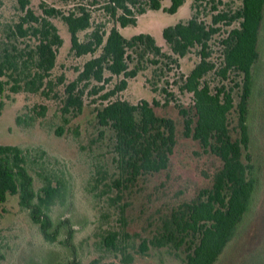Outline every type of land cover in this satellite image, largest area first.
Wrapping results in <instances>:
<instances>
[{
  "label": "rangeland",
  "instance_id": "rangeland-1",
  "mask_svg": "<svg viewBox=\"0 0 264 264\" xmlns=\"http://www.w3.org/2000/svg\"><path fill=\"white\" fill-rule=\"evenodd\" d=\"M28 1L27 9L37 16H44L42 2L65 13L84 7L91 14L92 27L79 34L82 40L96 28L108 32L113 26L111 17L102 10L105 0ZM193 1L186 0L175 14L163 10L147 11L137 16L136 25L120 28L128 39L150 34L173 60L155 59L149 54L141 57L130 52V69L138 64L140 71L135 78L128 79L127 89L117 98L135 105L148 101L159 117L175 122L177 140L167 170L142 175L121 190L112 185L117 178L114 134L110 129L99 127L96 119L97 110L108 102L103 96L115 86L118 78L113 77L105 83V89L99 93H94L93 87L102 84L95 81L80 84L78 91H84L82 109H67L66 86L77 78L86 62L100 54V50L95 55L84 56L70 52L66 24L61 18H50L64 40L52 71L50 96L25 92L11 94L0 114V145H15L25 151L37 190L45 176L66 186V196L53 207L52 216L56 223L65 221L75 230L73 248L69 250L59 241L46 242L28 212L19 207L18 197L9 196L6 203L0 202V264H70L72 259L81 264H185L184 248H156L149 241L158 235L173 213L212 187L214 175L223 165L217 156L203 150L198 141L185 134V118L181 114V110H186L194 117L193 95L181 91L180 87L183 79L200 62V48L195 47L185 57H179L163 39L166 27L187 22L192 17ZM141 4L144 6L143 1ZM163 4L165 8L170 6L169 1ZM241 5L240 0H207L199 4V19L211 25L212 16L216 14L213 6L219 11L235 12ZM133 11L137 14V8ZM23 15L19 0H0V43L4 41L19 50L37 43L33 37H8L11 28ZM232 27L218 25L219 33L209 42V60L215 69L206 75L204 82L212 89L225 86L232 92L237 105L242 93V75L232 70L227 78H223L218 73L224 66L221 41ZM259 52L249 107L251 143L246 153L251 154L257 168L260 186L254 208L216 264H264V29ZM154 59L160 63L152 64ZM109 76L106 73V77ZM60 77H63L62 83L58 81ZM43 106L46 108L44 114ZM18 116L22 118L21 124L16 122ZM229 126L233 138L237 139V108L229 115ZM108 232L122 234L120 249L116 252L103 247L102 238ZM65 238L66 233H62L59 240L62 242ZM144 240L149 246L146 253L140 247ZM128 256L132 261L125 263Z\"/></svg>",
  "mask_w": 264,
  "mask_h": 264
},
{
  "label": "trees",
  "instance_id": "trees-1",
  "mask_svg": "<svg viewBox=\"0 0 264 264\" xmlns=\"http://www.w3.org/2000/svg\"><path fill=\"white\" fill-rule=\"evenodd\" d=\"M141 1L144 6H141ZM165 1L170 2L167 8L163 4ZM204 1L207 0L193 1V14L187 22L163 30L164 41L179 57H185L195 47L200 48V62L183 79L180 87L181 91L193 95L194 117L186 110H181V114L185 118V134L193 137L203 150L217 156L223 164L214 175L212 187L203 190L197 200L184 204L180 211L173 213L158 235L149 241L156 248H184L185 264L218 262L254 208L260 186L259 173L251 154L246 151L251 143L249 107L254 93L255 68L260 57L259 42L264 29V0H240L242 5L235 12L219 11L213 6L216 14L212 16L211 25L199 19V4ZM19 2L24 15L11 28L8 37H33L37 43L27 46L26 50L10 47L4 41L0 43V114L11 94L25 92L50 96L52 71L56 66L58 50L64 44L50 18H61L70 36V52L84 56L95 55L100 50V54L86 62L77 78L66 86V108L82 109L84 91H78L80 84L87 85L91 81L102 84L98 88L93 87L94 93H99L105 89V83L113 77L118 78L115 86L103 96L107 104L96 114L99 127L110 129L114 134L117 178L112 181L113 187L121 190L142 175L167 170L177 143L175 122L159 117L146 100L135 105L117 97L127 89L128 79L135 78L140 71L138 64L130 69V52L141 57L149 54L155 59H173L163 52L150 34L128 39L122 35L120 28L136 25L137 16L147 11L163 10L175 14L186 0H105L102 10L111 17L113 26L108 32L96 28L87 34L85 40L79 34L91 29L92 17L84 7L65 13L42 2L44 16H37L27 9L28 0ZM136 8L137 14L133 11ZM220 24L233 26L221 41L224 66L218 73L223 78H227L232 70L242 75V93L237 105L232 92L225 86L212 89L204 82L206 75L215 69L209 60V42L219 33ZM235 24L237 26L234 27ZM155 59L151 63L159 64V60ZM106 73L110 75L108 78ZM120 77L123 78L119 80ZM58 81L62 83L63 77ZM113 98L117 99L111 100ZM235 108L239 113L237 139L233 138L229 126V115ZM42 109L44 114L46 108L43 106ZM16 122L21 124L22 118L18 116ZM9 196L18 197L19 207L28 212L46 242L59 241L65 248H73L75 230L65 221L56 223L52 216L53 207L66 196V186L45 176L37 190L25 151L15 145H0V202L6 203ZM119 198L120 195L117 196ZM62 233H66L67 238L61 242ZM121 235L108 232L102 238L103 247L111 252L118 251ZM140 247L146 253L148 241L144 240ZM130 261L132 259L128 256L125 263ZM70 264L81 262L72 259Z\"/></svg>",
  "mask_w": 264,
  "mask_h": 264
}]
</instances>
